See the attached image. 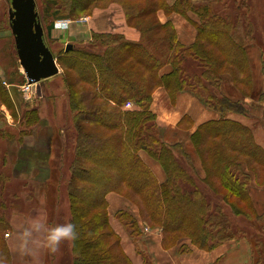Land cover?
I'll return each mask as SVG.
<instances>
[{"label":"trees","instance_id":"trees-1","mask_svg":"<svg viewBox=\"0 0 264 264\" xmlns=\"http://www.w3.org/2000/svg\"><path fill=\"white\" fill-rule=\"evenodd\" d=\"M110 1L122 5L127 22L133 26L148 12L156 16L162 10L166 15L178 13L187 18L194 13L196 20H190L196 34L190 44H183L170 20L157 21L161 35L148 34L144 25H138L142 30L138 41L118 33L93 32L87 42L59 51L58 63L71 73V78L67 72L63 74V82L68 104L75 111L74 158L68 181L71 221L78 233L71 247L73 264H133L121 248L107 211L81 221V209L73 205L78 196L87 204L101 202L106 208V194L113 191L132 199L139 217L161 227L167 238L186 236L197 248L211 250L245 237L253 246L251 264H264V212L255 205L249 191L250 170L242 165L249 166L251 160L264 165V149L255 142L248 126L227 117L228 113L249 114L245 99L255 92L246 49L252 38L249 23L243 15L225 17L216 13L212 5L223 0H174L171 4L167 0H45L41 14L52 15L45 31L49 32L57 18L74 19ZM241 6L245 7L243 3ZM190 61L198 71L189 73L186 67ZM131 63L140 68L134 69ZM164 66L169 70L161 73ZM262 70L264 74L263 60ZM226 74L241 92V99H232L221 91ZM76 83L87 88L75 92ZM160 86L172 99L177 92L185 91L219 114L217 120L199 124L190 134L203 168L197 136L218 138L206 145L211 173L205 167V175L199 176L182 144L163 140L156 114L150 109L152 93ZM4 92L0 82V94ZM258 97L264 102V89ZM127 102L136 107L125 108ZM12 114L16 116L14 111ZM23 118L31 124L38 116L31 110ZM141 152L160 165L164 180H158ZM210 177L215 178V184ZM77 180L83 184L76 185ZM116 216L133 238L140 234L134 214L121 209ZM232 216L246 219L250 234L236 232ZM102 225L106 231L95 233L93 229ZM10 228L7 217L0 213V260L5 264H11L4 240ZM108 237L113 241L108 242ZM114 245L122 254H114Z\"/></svg>","mask_w":264,"mask_h":264},{"label":"rangeland","instance_id":"rangeland-1","mask_svg":"<svg viewBox=\"0 0 264 264\" xmlns=\"http://www.w3.org/2000/svg\"><path fill=\"white\" fill-rule=\"evenodd\" d=\"M196 1L201 2L204 0ZM44 2L45 0H35L36 11L39 13V21L45 35L46 25H49L47 23L52 20V15L50 16V14H46V16H43L41 14ZM110 3L111 1L96 7L103 8ZM242 3L245 7L241 6ZM10 4L11 0H0V82L1 86L6 90V93L4 92L3 95L0 94V213L3 214L4 218L7 217L9 221L10 217L16 213L29 214L38 211L39 214L44 215L50 223H62L71 220L70 212L72 205L70 206V200L68 197V181L70 177V166L72 165L71 162L74 158V138L76 135L74 127L75 120H73L75 111L68 104L67 91L63 82V74L67 72L70 77L71 73L68 69H63L57 60L59 51H65V44L60 43L58 47H49L56 58L59 72L40 81V94H37L34 85L30 88H26L27 79L19 63L14 37L10 28ZM212 7L216 13L225 17L243 15V18H245L250 25V37L252 38L249 39L250 43L246 45V49L248 58L252 63L256 86L255 92L253 90L251 96H247V99H245L246 107L250 108L249 114L245 116L259 121L264 128V102H260L258 99L260 92L264 89V74L262 70V60L264 62V0H223L215 3ZM92 11L88 14L83 12V14L72 17L74 19L68 18L70 19L68 26L72 22H85L88 16L91 15ZM160 11L162 10H158L156 16L151 12L143 14L140 16L137 26L129 24L126 16L125 22L129 27L136 29L139 32L140 37L142 30L138 25L148 27V34L155 36L161 35V28H157V21L162 22L159 16ZM47 42L49 41L47 40ZM50 43L51 42L47 43V45L50 46ZM71 44L74 47H77L78 45L76 42ZM130 65H132L134 69L140 68V65L134 63H131ZM186 69L189 73L198 71L197 69L194 70L192 61L187 63ZM226 77L232 85L231 90L235 94L241 95V92L233 85L227 74L224 75L223 82ZM81 88H87V85L76 83L74 91H81ZM8 103L10 106H8ZM135 107L136 106L132 104L130 107L125 108L133 109ZM31 110L36 111L38 119L35 120L36 122L26 124L23 114ZM12 111L15 112L16 116L12 114ZM180 128L183 131H186L189 128V125H187V122L184 120L180 122ZM202 138L197 136L199 150L204 158V168H207V171H205L211 173L209 151H207L206 145L208 142H211V140H218V138L210 135H204ZM189 139L190 144L192 145L191 149L200 161L196 147L194 146V143H192L191 138ZM142 153L143 152H141V154ZM190 159L192 161V157H190ZM242 165L244 169L250 170V194L260 186H264L263 164L257 160H251L249 166L244 162ZM94 168L100 170L97 167ZM204 168L200 161V166L195 168L199 176L205 175ZM210 180L213 184L216 183L214 177H210ZM75 184L79 186L82 185L83 182L77 180ZM200 187H204V185L200 184ZM117 194L122 196L120 193ZM124 198L129 202L131 207L137 209V220L144 226L145 231L149 232L154 228L159 230V235L161 236L160 243L164 249L176 247L177 253H191L192 248L196 247L191 243L190 238L186 236H179L175 239L171 237L167 238L168 234L164 233L163 235L161 227L154 224L150 225V223H146L139 217L138 206L132 199L129 197ZM259 203L264 205L260 201ZM73 205L76 209H81V215L83 216L81 221H90L93 218L99 217L102 213L106 214V211L108 213V203L106 208L101 202L87 204L78 196L75 197ZM259 208L257 207L258 211L263 213L261 210H264V206L263 209L262 206ZM128 211L133 214L130 210ZM228 214L231 215L229 211ZM230 219L236 232L245 230L247 235L250 234L251 226L246 219L237 216H232ZM9 230L6 231L8 232ZM93 230L95 233H102L103 231H106V227L102 225ZM112 239V237H108L107 241L112 242ZM232 240H243L241 242L248 245L249 252L247 253V257L249 258V264H251L253 259V246L250 241L248 239L246 240L245 237H238L237 239ZM262 245H264V240ZM71 247L72 241H62L57 251L51 252L47 249V259L56 257L57 264H73ZM201 250L209 251L206 249ZM240 250L241 249L237 252H240ZM112 251L114 254L118 255L120 254L119 252H121L120 248L118 249L116 245L112 246ZM143 254H145L144 258L150 262V254L145 252H143Z\"/></svg>","mask_w":264,"mask_h":264},{"label":"crops","instance_id":"crops-1","mask_svg":"<svg viewBox=\"0 0 264 264\" xmlns=\"http://www.w3.org/2000/svg\"><path fill=\"white\" fill-rule=\"evenodd\" d=\"M174 0H167L169 4ZM160 20L162 22L170 20L176 30L177 37L183 44H190L196 34V29L191 19L196 20V17L191 12L190 18L184 17L178 13H171L166 15L163 11L159 12ZM59 19V18H57ZM56 20V19H55ZM92 32H111L122 34L127 40L138 41L140 39L139 32L129 27L125 22V15L122 7L117 2H112L103 8L96 7L93 9L91 15L83 23H70L65 29L54 28L53 25L49 32L44 35L46 43L51 42L49 47H58L60 43H85L90 39ZM49 42H47V40ZM253 76L252 63L250 62ZM169 66H164L161 73L167 72ZM254 87L256 86L254 76ZM230 81L225 79L221 84V91L232 99H241V95L235 94L232 90ZM238 96V97H237ZM237 97V98H236ZM150 109L156 114V122L160 130L163 140L167 143L180 142L184 150L192 157V162L195 168L200 166V161L196 154L192 151L190 144V134L195 128L206 121L217 120L219 114L212 109L205 107L197 97L185 92L179 91L172 99L164 87H157L152 93V102ZM228 118L239 121L248 126L253 134L255 142L264 149V128L262 124L250 117L240 113H228ZM186 121L189 128L183 131L180 128V122ZM143 159L150 166L158 180L165 179L164 173L160 165L142 153ZM256 206L259 208L264 204V186L251 193ZM108 203L109 223L114 231L119 235L120 244L124 252L131 259L133 264H249L247 257L248 245L241 242L243 240H229L219 244L209 251H203L196 247L192 248L191 253H177L176 247L164 249L161 246L158 229L145 231L144 226L139 221L140 234L133 238L127 228L116 216L119 210H130L136 216L137 209L130 206L129 202L122 196L115 192H108L106 194ZM260 209V208H259ZM264 212V210H261ZM34 218H45L44 215L36 213L29 214H14L10 217V230L4 235L11 264H57L56 257L47 259V249L41 246L38 241L42 239L41 234H36L34 243L31 247L33 251L28 254H20L15 250V233L17 231V224L20 222H30ZM118 220H117V219ZM161 234V233H160ZM244 245V247H243ZM246 245V246H245ZM243 247V249H242ZM247 248V251H246ZM239 249L240 252H237ZM143 252L150 254V262L144 258ZM54 258V261H53Z\"/></svg>","mask_w":264,"mask_h":264},{"label":"water","instance_id":"water-1","mask_svg":"<svg viewBox=\"0 0 264 264\" xmlns=\"http://www.w3.org/2000/svg\"><path fill=\"white\" fill-rule=\"evenodd\" d=\"M10 28L14 37L19 63L27 82L40 94V81L59 72L50 48L43 40V29L38 20L35 0H11ZM72 47L68 43L65 50Z\"/></svg>","mask_w":264,"mask_h":264},{"label":"clouds","instance_id":"clouds-1","mask_svg":"<svg viewBox=\"0 0 264 264\" xmlns=\"http://www.w3.org/2000/svg\"><path fill=\"white\" fill-rule=\"evenodd\" d=\"M36 234L42 235L38 243L51 252L57 251L62 241H74L78 235L76 225L71 220L52 224L46 218H34L30 222L17 224L15 250L22 255L32 252L31 246L37 243L34 240ZM0 264L5 262L0 260Z\"/></svg>","mask_w":264,"mask_h":264},{"label":"built area","instance_id":"built-area-1","mask_svg":"<svg viewBox=\"0 0 264 264\" xmlns=\"http://www.w3.org/2000/svg\"><path fill=\"white\" fill-rule=\"evenodd\" d=\"M70 19L65 18V19H57L54 21L53 26L55 28H66L68 27V23H69ZM26 88H30V85L28 83H26ZM130 106V103L126 104V107Z\"/></svg>","mask_w":264,"mask_h":264},{"label":"bare ground","instance_id":"bare-ground-1","mask_svg":"<svg viewBox=\"0 0 264 264\" xmlns=\"http://www.w3.org/2000/svg\"><path fill=\"white\" fill-rule=\"evenodd\" d=\"M127 103H130V106L133 104L132 102H127ZM126 103V104H127ZM126 104L124 105V107H126ZM130 106H127V107H130ZM8 233H6V235H7Z\"/></svg>","mask_w":264,"mask_h":264}]
</instances>
